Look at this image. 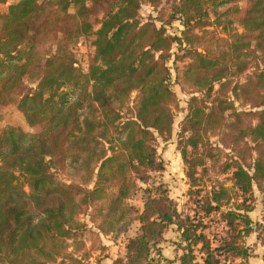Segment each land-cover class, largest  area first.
<instances>
[{"label":"trees","instance_id":"16d2710c","mask_svg":"<svg viewBox=\"0 0 264 264\" xmlns=\"http://www.w3.org/2000/svg\"><path fill=\"white\" fill-rule=\"evenodd\" d=\"M161 1L17 0L0 12V264L75 262L67 240L87 229L81 215L94 240L138 224L112 264H173L159 248L171 226L178 264H248L251 234L264 248V202L261 222L249 216L264 192V0H167L179 37L140 21ZM210 8L242 32L207 31ZM86 38L83 73L72 50ZM173 84L190 93L176 139L186 214L150 180L164 171L156 142L172 137ZM137 181L140 211L128 203Z\"/></svg>","mask_w":264,"mask_h":264},{"label":"rangeland","instance_id":"374dc122","mask_svg":"<svg viewBox=\"0 0 264 264\" xmlns=\"http://www.w3.org/2000/svg\"><path fill=\"white\" fill-rule=\"evenodd\" d=\"M14 1H9L5 5H0V12H4L5 8L12 4ZM228 6L221 8V11L225 10ZM170 9L167 0H162L161 3L152 8L147 4L141 6L139 10V18L142 23L151 19L154 21L157 27H164L166 34L169 36H180V33L184 31V27L175 19H170ZM232 17L220 15L215 17L212 10L208 9V24L205 27L207 31L213 32L218 38L226 39L229 35L233 33H241L242 29L238 23L228 24V21ZM235 19V18H234ZM199 33L198 31H195ZM91 38L82 39L77 45L73 47V55L75 57L76 66L83 72H87V68L91 62L93 55V48L91 46ZM179 51L178 47L174 45L170 51V60L167 62V66L171 69L174 67L173 59L174 55ZM186 62V61H185ZM185 62H176L177 65H183ZM262 66V64L260 63ZM251 69V68H250ZM248 71L247 75H249ZM173 70L171 69V75L173 77ZM244 76H242L239 81H243ZM217 88V87H216ZM171 89L176 95V103L172 106L171 112L174 116V125L172 137L166 141L158 139L156 142V154L158 159L162 162L164 166V171L161 174H150V180L153 182H159L164 185L167 191L168 197L177 205V209L180 213H188V207L185 204L187 201L186 192L188 190V184L183 174L182 162L179 152L176 150V139L177 133L180 130V125L185 115L186 103L190 97V93L181 88L178 85H171ZM64 92L67 90L64 89ZM135 94H132L131 100L135 98ZM236 107L241 108L237 102ZM245 108V107H244ZM10 122L16 127L23 128L26 130L24 122L18 112L11 111L9 113ZM213 143L217 141V138L210 139ZM70 173L63 172L59 174L58 179L62 182L68 183L70 180ZM22 183V180H19ZM150 183V182H149ZM138 190L136 194L128 201L130 205L140 211L142 209V198L144 196V191L147 188V184H142L141 182H136ZM255 202L254 209L249 214L250 218L254 222L262 221V202H264V192L258 193L254 190ZM79 221L86 225L87 229H84L75 238L67 240L68 249L67 252L71 254L75 262L66 261L65 264H112V262L123 253V247L128 238L134 237L138 231V224L133 223L124 235H108L99 236L98 240H94V237L89 235L90 231L97 232L96 228L92 223H90V217L87 215L79 216ZM204 235L207 237V231H204ZM163 242L159 245L162 256L165 259L173 261V264L177 263V258L180 255L178 251L179 244V234L174 226L168 228L164 235ZM246 246L252 250V257L264 260V248L257 241L256 235L251 234L245 240ZM102 247L104 248L103 250ZM261 263V261H260ZM54 264H61L57 261Z\"/></svg>","mask_w":264,"mask_h":264},{"label":"crops","instance_id":"0c3cea01","mask_svg":"<svg viewBox=\"0 0 264 264\" xmlns=\"http://www.w3.org/2000/svg\"><path fill=\"white\" fill-rule=\"evenodd\" d=\"M256 259L257 258H253V257L249 258L248 264H264L263 258L259 259L258 261ZM260 261H261V263H260Z\"/></svg>","mask_w":264,"mask_h":264}]
</instances>
